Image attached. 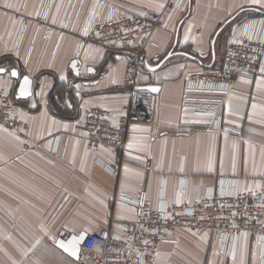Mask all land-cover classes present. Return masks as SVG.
Segmentation results:
<instances>
[{
  "label": "crops",
  "instance_id": "crops-1",
  "mask_svg": "<svg viewBox=\"0 0 264 264\" xmlns=\"http://www.w3.org/2000/svg\"><path fill=\"white\" fill-rule=\"evenodd\" d=\"M71 1L54 0L47 26L55 32L45 37L46 26L38 25L47 0H0V67L6 69L0 73V87L16 101V114L28 123L35 148L25 150L22 135L0 127V264L5 258L12 264H90L82 255L76 260L56 245L59 231L65 229L70 237L88 235L116 226L117 221L136 219L139 210L116 200L121 192L140 194L145 206L156 208L162 191L173 201L185 182L188 203L195 201L197 187L204 192L220 177L238 178L242 187L264 191V74L240 79L220 107L222 123L241 132L219 129L216 115L197 114L183 106L186 73L202 65L182 52L205 64L220 62L219 54L212 55V36L241 13V5L247 12L241 20L259 14L255 6L247 0H184L165 12L153 36L152 63L175 54L158 71L139 77L140 84L160 85L157 122L150 137L129 138L120 172L113 174L91 165L81 109L98 105L114 120L125 114L130 97L122 87L129 60L96 45L77 57L78 33L88 6L96 0H79L81 16L75 32L59 38ZM107 1L123 13L163 11L168 1L177 0ZM7 3L19 11L6 8ZM238 31L233 29L230 35ZM74 60L76 69L71 66ZM12 70L33 80L31 97L19 96L21 79L11 76ZM247 234L234 248L233 259V252L222 251L217 236L182 229L175 241L160 245L154 264H264Z\"/></svg>",
  "mask_w": 264,
  "mask_h": 264
},
{
  "label": "built area",
  "instance_id": "built-area-1",
  "mask_svg": "<svg viewBox=\"0 0 264 264\" xmlns=\"http://www.w3.org/2000/svg\"><path fill=\"white\" fill-rule=\"evenodd\" d=\"M53 1L47 0L40 19L49 16ZM183 2L168 1L163 11L143 9L123 13L108 4L107 0H96L88 6L78 33L77 57L82 58L91 45L101 47L109 54L127 57L129 64L125 85L131 88L126 117L117 123L111 122L109 113L98 106L83 110V128L91 151V165L97 164L118 174L121 161L117 155L123 154L126 138L152 135L157 95L143 89L139 77L149 72L148 61H155L150 48L156 44L153 36L162 25L165 12ZM80 16L79 0H72L67 18L59 27V37L64 32L74 33ZM261 21H264V14L246 18L238 33L230 35L222 68L200 67L186 73L183 106L197 114L216 115L218 123L215 127L219 129L241 132V129L223 124L220 114L225 95L237 89L236 76L252 80L264 74L260 70L264 66V24ZM249 24L254 27L245 34L244 29ZM23 27L25 29L26 22H23ZM85 29L87 35L84 34ZM54 31V27L46 28L45 37H50ZM2 43L3 37L0 36V47ZM13 105L11 97L0 87V127L22 135L27 140L25 150H34L27 133V123L18 117ZM97 119L107 121L99 123ZM106 148L115 150L118 153L116 157L108 154ZM183 190L184 199L179 204L175 203L178 193L173 201H169L162 191L156 208L145 206L139 194L121 192L117 201L139 210L136 219L122 221V232L110 233L106 228L102 236L90 233L82 244L81 255L90 264H153L160 243L175 241L180 229L191 230L199 236L208 233L216 235L222 251L227 255L239 245L244 233H250L253 249L260 250V253L264 251V241L259 239L264 237V191L255 186L244 188L238 178L227 177H220L203 194L198 190L193 203L187 202L186 187ZM221 190L224 195H221ZM60 236L68 239L70 233L63 230Z\"/></svg>",
  "mask_w": 264,
  "mask_h": 264
},
{
  "label": "rangeland",
  "instance_id": "rangeland-1",
  "mask_svg": "<svg viewBox=\"0 0 264 264\" xmlns=\"http://www.w3.org/2000/svg\"><path fill=\"white\" fill-rule=\"evenodd\" d=\"M54 2V1H53ZM189 6H190V1H189V3L187 4V9H189ZM190 10H191V7H190ZM186 11H188V10H186ZM244 13H247V12H244ZM244 13H243V11H241V13H239L238 15L237 14H235V15H237L236 17H235V19L234 20H232L231 22H229L220 32H219V34H218V36H217V38L214 40V37H215V35H216V33H217V31L220 29V27L218 28V30H216V32L214 33V35L212 36V45H213V48H212V55H213V53L215 54V55H218L219 54V56H220V62L219 61H217L216 63H214L213 65L212 64H210V63H206L207 65H209V66H200V67H207V68H211V67H214V69H217V68H222V62L225 60V56H226V52H227V49H228V41H229V38H230V34L232 33V31H233V29L235 30L236 28H239V24L240 23H242V21L243 20H241L242 18V16L244 15ZM259 14H264V13H261V12H258ZM233 17V16H232ZM241 18V19H240ZM41 21L42 22H40L39 23V25H38V27H43V26H46V28H48V27H51V26H47V18L46 19H41ZM62 26V25H61ZM46 30V29H45ZM55 32V31H54ZM54 32H53V34H54ZM60 32V30L57 32V34ZM58 36H59V34H58ZM62 37V36H61ZM60 38V37H59ZM79 38V37H78ZM78 43H79V41H78ZM92 46V45H91ZM1 48V47H0ZM225 49V50H224ZM223 51H224V53H223ZM112 54H116V53H112ZM211 56V55H210ZM205 63V62H204ZM147 64H149V65H152V64H154V63H152V61H151V63L148 61V63ZM212 65V66H211ZM152 66H154V65H152ZM199 67V68H200ZM196 69V68H195ZM195 69H193V70H195ZM149 70V69H148ZM150 71V70H149ZM143 74V73H142ZM145 74V73H144ZM240 79H245V78H242V77H239V76H236V82H238ZM142 86H144V85H152V83H148V84H141ZM129 90H131V88L128 86V87H126V85H125V82H124V85H123V87H122V91H125V92H128L129 93ZM230 93V92H229ZM213 95H215V94H213ZM11 101H12V99H11ZM12 103L14 104L13 105V107H14V109H15V112H16V109H17V105H16V101H12ZM183 105H184V101H183ZM98 105H89V106H85V107H83L82 109H81V114H82V117H83V125L85 124V115H84V113H83V110H85V108H90V107H97ZM128 106H129V101H128V104H127V109H128ZM98 107H100V108H102V109H104V110H106L108 113H109V119H110V121L111 122H114V123H117L120 119H125V115H126V112H125V114L123 115V116H121L118 120H114L113 119V117H112V115H111V112L109 111V110H107L106 108H103V107H101V106H98ZM185 108V107H184ZM186 109V108H185ZM98 120V122L99 123H104L105 121H107V120H104V121H100L99 119H97ZM109 121V120H108ZM25 122V121H24ZM152 122H153V124H154V126H153V131H154V127H155V125H156V122H157V106H156V110H155V112H154V114H153V120H152ZM27 123V122H26ZM27 130H28V123H27ZM85 130V129H84ZM152 131V132H153ZM85 134H86V132H85ZM151 136V135H150ZM150 136H140V137H150ZM131 137H134V136H128L127 138H126V144H127V141L129 140V138H131ZM125 149H126V146H125ZM106 151H107V153L108 154H111V153H113L114 155H112L113 157H116V154H118L117 152H115V150H113V149H109V148H106ZM110 152V153H109ZM124 152H125V150H124ZM124 152H123V154L122 155H117L118 157H119V160L121 161V164H122V159H123V155H124ZM120 167H121V165H120ZM120 172V171H119ZM185 187H186V189H187V192L189 191V187L187 186V185H185V184H183V185H181V186H179L178 187V189H177V191H176V195H177V193H178V196H183L184 195V190L183 189H185ZM198 187L195 189V197L197 196V192H198ZM201 194H203V190H202V192H201ZM140 195V194H139ZM160 197H161V195H160ZM159 197V198H160ZM116 200H117V197H116ZM134 208V207H133ZM135 220V219H134ZM122 221L123 220H121V221H117L116 222V226L115 225H113V227L112 226H110V227H106L107 229H109V232L110 233H112V232H114V231H123V227L121 226V223H122ZM130 221V220H129ZM106 228H103V229H100L99 231H96V232H93V233H97V234H101V236L102 235H104L105 234V230L104 229H106ZM117 228V229H116ZM63 230H65V229H63ZM63 230H61V231H63ZM180 230H182V229H180ZM179 230V231H180ZM61 231H59V237H60V239H63V240H68V239H64V238H61V236H60V232ZM66 231V230H65ZM178 231V232H179ZM194 233H196V232H194ZM209 234V233H208ZM89 235V234H88ZM213 235V234H212ZM176 236H177V234H176ZM216 236V235H215ZM175 240H176V237H175ZM253 241V240H252ZM168 242H172V241H168ZM168 242H162V243H160V245L161 244H163V243H168ZM160 245H159V253H160ZM81 247H82V245H81ZM159 256V255H158ZM157 256V257H158ZM157 257L155 258V261H156V259H157ZM155 261H154V263H155ZM153 263V264H154ZM4 264H12V262H11V260L10 259H6L5 258V260H4ZM20 264V263H19Z\"/></svg>",
  "mask_w": 264,
  "mask_h": 264
},
{
  "label": "snow or ice",
  "instance_id": "snow-or-ice-1",
  "mask_svg": "<svg viewBox=\"0 0 264 264\" xmlns=\"http://www.w3.org/2000/svg\"><path fill=\"white\" fill-rule=\"evenodd\" d=\"M247 3L251 6H255L257 11L264 12V0H247ZM4 6L6 8H10V9L15 8L16 11H19V8H17L12 3H7ZM159 7L163 8L164 5L160 4ZM240 7H241V10L243 11L244 10L243 5H241ZM36 15H39V12H37ZM55 22H56L55 19H53V23H55ZM260 23L264 24V21H261ZM253 27H254V25H252V24L247 25L244 29L245 34H247L248 30L253 28ZM84 34L87 35V29H85ZM249 39H251L250 35H249ZM169 55H171V53ZM75 67H76V64H75V62H73V68H75ZM260 70H261V72H264V66H262ZM87 71L91 72V71H93V69L89 68V69H87ZM5 72H6V69L3 67H0V73H5ZM10 75L13 77H16L18 75V73L15 70H12L10 72ZM115 82L116 81H113V83H115ZM30 89H31V81L29 80V78L27 76H25L23 78V82L20 84V88H19L20 96L31 95ZM150 91L157 92V91H159V89L153 87L150 89ZM252 107H253V109H255L256 105L253 104ZM133 146L134 145L131 142L128 144V148H130V149L133 148ZM209 170L211 171V163L209 164ZM126 171H127V169H126ZM181 183L183 184L184 182L182 181ZM221 183H223V182H221ZM221 195H224L223 190H221ZM180 202L181 201L179 198H177V200L175 201V203H177V204H179ZM161 210H163V205H161ZM244 235L247 236L248 234L244 233ZM84 238H85L84 234H81L78 237L76 235H73L71 237V239L67 241V243H65L64 240H61L58 243H59V246L61 248H63L65 252H69L72 256H76L77 252H78L77 245L80 244L84 240ZM259 239L261 241H264V237H260ZM145 243H147V241H145ZM157 255H159V253H157ZM232 256H233V259H235V253L234 252L232 253ZM261 258H262V260H264V251L261 252Z\"/></svg>",
  "mask_w": 264,
  "mask_h": 264
},
{
  "label": "water",
  "instance_id": "water-1",
  "mask_svg": "<svg viewBox=\"0 0 264 264\" xmlns=\"http://www.w3.org/2000/svg\"><path fill=\"white\" fill-rule=\"evenodd\" d=\"M257 12H260V11H257ZM261 13H264V12H261ZM237 15H234L233 17H231L229 20H227L221 27H220V29L217 31V33H216V35H215V37H214V40L217 38V36H218V34H219V32L229 23V22H231L232 20H234L235 19V17H236ZM171 53V55H169ZM169 54H167L166 55V57H164L162 60H160L159 61V63L157 64V65H154V66H152V65H149V64H147V67H148V69L151 71V72H156V71H158L161 67H162V65L166 62V60L168 59V58H170L173 54H175L173 51L172 52H170ZM183 54H185V55H188V56H191L192 58H194V59H196L197 61H199L200 63H201V65L202 66H209V65H207V64H205V63H203L202 61H201V59H199L198 57H196V56H194V55H192V54H190V53H187V52H182ZM156 61H158V59L156 60ZM73 62H75V64H76V67L74 68V69H76L77 68V64H78V60H74ZM73 62H72V67H73ZM213 65V64H212ZM211 65V66H212ZM16 71V70H15ZM17 73H18V75L16 76V77H14L15 79H21V83L23 82V78L26 76H21V73L17 70L16 71ZM28 77V76H27ZM29 78V77H28ZM29 80L31 81V89H30V91H31V95H29V96H20V94H19V96L20 97H22L23 99H26V98H29V97H31L32 96V94H33V80L31 79V78H29ZM20 83V84H21ZM153 87H155V88H157V89H159V91H160V85H157V84H152V85H144V86H142V88L143 89H147V90H150L151 88H153ZM20 88V87H19ZM159 91H157V92H154V93H158ZM18 93H19V89H18ZM144 202V196H143V198H142V203ZM82 234H84V236H85V238H84V240L80 243V244H78L77 245V248H78V252H77V255L76 256H72L69 252H66L67 254H69L71 257H73L74 259H76V260H78L79 258H80V255H81V245L83 244V242L85 241V239L87 238V235L85 234V233H82ZM81 235V234H80ZM80 235H76L77 237L78 236H80ZM72 237V236H71ZM71 237L68 239V240H70L71 239ZM61 240H63V239H59L58 241H57V243H56V245L60 248V249H62L63 251H64V249L63 248H61L60 246H59V241H61ZM68 240H64L65 241V243H67V241Z\"/></svg>",
  "mask_w": 264,
  "mask_h": 264
}]
</instances>
